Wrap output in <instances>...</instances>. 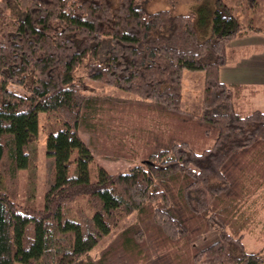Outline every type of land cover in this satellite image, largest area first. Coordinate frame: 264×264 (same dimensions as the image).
Wrapping results in <instances>:
<instances>
[{"label":"trees","instance_id":"1","mask_svg":"<svg viewBox=\"0 0 264 264\" xmlns=\"http://www.w3.org/2000/svg\"><path fill=\"white\" fill-rule=\"evenodd\" d=\"M144 1L0 0V264H264L243 244L261 240L264 112L247 110L252 88L219 80L230 42L264 35V16ZM184 71L204 73L197 113L181 104ZM95 156L135 164L114 174Z\"/></svg>","mask_w":264,"mask_h":264},{"label":"rangeland","instance_id":"2","mask_svg":"<svg viewBox=\"0 0 264 264\" xmlns=\"http://www.w3.org/2000/svg\"><path fill=\"white\" fill-rule=\"evenodd\" d=\"M224 2L230 7L232 13L236 16V18L242 24H250L253 26H259L262 24L263 16H264V0H224ZM140 7L145 9L148 12H156L161 9H172L176 13H188L191 11H197L201 8H207L211 10L213 8V0H146L140 4ZM208 35V30L204 26H199L198 28V38L199 40H203ZM253 34L242 35L240 37H236L230 42V45H249L255 44L256 46L246 47L241 52L239 58H236V61H227L224 66L225 69H221L219 80L221 82H234L240 80L239 76L242 74V66L239 65L240 62H247V60L252 59L254 63L252 67L256 65L262 66L264 62V36ZM252 56L251 58H249ZM254 59V60H253ZM236 62V63H235ZM235 63V64H234ZM232 64H234L232 66ZM222 68V67H221ZM80 76H83L84 71L80 70L78 73ZM203 80L204 73L202 71L191 72L184 71L183 79H182V94H181V104L182 107L190 112L197 113L200 109L201 103V94L203 89ZM90 86H93L94 93H106L108 95L113 96H125L124 93L119 92L118 90L113 89L112 87H107L104 85H100L98 83L89 82ZM19 90V88H16ZM101 90V91H99ZM264 91V90H263ZM261 92L260 95L256 97H252L250 99V105L247 106V110L251 109H261L264 111V95ZM126 96L131 97L126 94ZM44 120V113L39 114V126L42 125ZM81 136L85 139L84 134ZM38 144V179H37V187L35 192V203L38 208H42L43 206V195H44V175H45V134L44 131L40 128V132L37 139ZM96 164L102 166L105 170L110 173H123L127 172L134 166L133 160H125L118 159L112 160L108 158L95 156ZM20 174L21 185H19V197L25 194L24 186H23V174ZM18 197V198H19ZM21 202L20 199L17 200ZM259 203V202H258ZM257 203V204H258ZM263 211L260 212L261 221L263 223L259 228L262 229L261 240L257 241V236H248L245 235L243 239V244L248 251H257L264 247V216ZM255 231L254 233H257ZM115 233V231L113 232ZM112 235L104 239L103 243H99L96 248L93 250V254L99 253L102 247L105 246V242L110 239ZM95 256V255H94ZM19 264V263H16Z\"/></svg>","mask_w":264,"mask_h":264},{"label":"crops","instance_id":"3","mask_svg":"<svg viewBox=\"0 0 264 264\" xmlns=\"http://www.w3.org/2000/svg\"><path fill=\"white\" fill-rule=\"evenodd\" d=\"M260 26V25H259ZM259 26H256V27H259ZM253 35L252 36H264L260 33H252ZM250 46H256L255 44H249V45H240V46H236V45H229V54H230V57H231V61H236L235 59L236 58H239L241 52H243V50H248V49H245L246 47H250ZM234 53H237L235 56H233ZM229 57V58H230ZM235 57V58H233ZM252 56H250L249 58H251ZM254 60V59H253ZM236 63V62H235ZM234 63V64H235ZM254 63V61H252V59H249L247 60V62H240L239 65L242 66V74L239 76L240 80H237V81H234V82H230V81H226V82H223L225 84H237V85H242V86H245V87H250L252 88L254 91L251 92V97H256L258 95L261 94V92L264 90V62L262 64V66L260 65H256L254 67H252V64ZM232 64V66L234 65ZM221 69H225V67L223 66ZM220 69V70H221ZM219 75H220V72H219ZM264 95V91L262 93ZM250 105V103H249ZM253 110V109H251ZM261 110V109H259ZM263 111V110H261ZM264 112V111H263Z\"/></svg>","mask_w":264,"mask_h":264}]
</instances>
